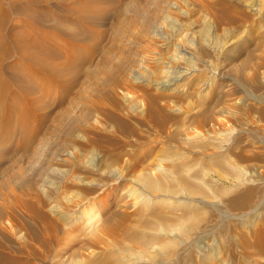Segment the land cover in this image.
<instances>
[{
  "label": "rangeland",
  "instance_id": "rangeland-1",
  "mask_svg": "<svg viewBox=\"0 0 264 264\" xmlns=\"http://www.w3.org/2000/svg\"><path fill=\"white\" fill-rule=\"evenodd\" d=\"M6 1L12 6L15 5L14 7L21 2ZM73 1L50 0L48 4L41 6H53L57 13L63 15L67 6L70 8L75 5ZM115 1L117 2L107 0L108 4L104 3L107 6L105 9L103 7L104 14L107 12V15L102 14L104 21L100 29H97L102 31L100 35L102 38L98 47L99 53L94 56L96 59L93 67L98 64L100 70L98 72L94 70V75L89 78L87 70H92L93 67L88 69V65H84L80 82L68 100L58 103L54 97L46 99L47 104L44 105L46 117L35 122L41 123V132L31 133L34 144L23 150L20 140L24 138L25 132L22 129L12 133L0 129L1 143L12 138L10 142L0 145V241L12 246L13 254L18 255L17 257L20 255L19 258L22 257L27 264L31 262L55 264L59 260L69 263L72 252L80 250L87 240L96 239L91 232L104 219L126 223L128 226L135 224L136 212L140 206L135 204L132 192L140 191L138 174L141 173L142 167H138V170L132 173L130 164L123 161L110 167L116 169L120 175L114 177L107 165L110 154L95 148L92 142L106 135L109 141L119 144L117 152L121 151L123 154L129 152V155L134 156L139 152L136 153L130 145L127 146V142L131 143L137 137L118 132L113 122L109 120L106 122L99 114L95 113L92 117H87V114L96 107V101L100 96L97 90L101 83L110 82V77L128 80L127 83L130 84L134 83L133 75H141L143 77L140 79L141 84L137 86L148 84L147 86L154 88L151 83L168 80L175 76L172 73L186 71L194 63L199 70L217 69L220 74L218 90L221 101L218 109L224 111L226 102V105L233 106L236 116L244 119L243 124L231 121L228 127L224 128V131L233 132L230 134L229 142L222 143V150L226 152L229 146L232 144L236 146L240 142V145H247L252 152L258 153L259 159L242 163V170L247 172L246 177H253L251 182L260 187L261 192L254 199L253 207L240 211H233L228 206L231 186L226 179L219 184L212 183L213 191L198 181V186L203 185L202 187L211 195L215 193L216 199L190 198L185 194L178 196L179 200L171 199L172 205L169 206L171 209L180 203L183 205L180 206V211L173 210L177 216L181 215L183 210L194 206H197L204 215L198 233L184 239L183 244L179 243L181 240L179 239L175 246L170 248L177 251L175 255L173 254L171 264H264V252H259L258 247L257 250L243 243L240 245L237 240L241 234L248 232L244 225L252 226L254 218L249 217L252 210H256V214L264 217V118L261 116L264 111V0H118L119 3ZM41 6L36 5L35 9L39 11ZM222 6L226 7L222 9ZM10 21L4 30L5 37L12 32L14 24L17 25L16 34H27L26 28L21 24V22L27 24L25 19L12 15ZM78 32L82 33L81 28L75 30L74 34ZM90 35L84 37L87 36L91 40L93 36ZM193 57V63L189 64L188 60L192 61ZM208 65H212V68H208ZM12 70L5 68L6 75H12ZM209 76L208 72H204L199 80ZM20 77L23 84L18 81L19 85L30 86L34 89L35 96L40 95L37 85L27 83L25 77L21 75ZM189 80H192L191 77L186 76L176 85L178 87L176 93L184 97V102L177 104L182 105V117L188 115V103L193 104L197 94L199 82ZM154 93L165 94L160 91ZM117 95L122 102H125L128 96L122 89L117 91ZM21 104L25 107L24 103ZM197 109L194 108L190 113L197 112ZM169 111L176 114L173 110ZM224 116L226 115H221L222 118ZM34 117L35 115L26 116V123H32ZM135 120L131 118L132 123ZM169 126L172 131L176 128L175 124ZM71 130H75L76 133L69 137ZM152 133L154 135L151 137L156 142L157 149L153 154L151 152L148 154L149 159L152 158L149 163L153 168L166 166L167 163H161L156 152L167 145L172 150L173 146H179L180 143H169L164 138L165 135L161 137L155 131ZM105 145L110 146L108 143ZM183 149L189 150L186 145H183ZM213 152L196 150L193 154H185L188 158H199L201 161L192 160L203 165L212 160ZM240 164L238 166L242 167ZM207 165L208 168L211 167ZM207 165L204 164V168H207ZM196 183L195 181L194 184ZM89 190L92 192L87 193ZM196 199L198 202H194ZM153 204L151 202V205ZM95 212L97 217L92 221L83 216L88 214L90 217L91 213ZM169 212L167 210V213ZM65 214L74 221L67 225ZM89 221L93 223H88ZM261 223L264 225V218ZM111 240L103 237L102 241L111 243V246L105 248L106 244H99L98 248L91 247L82 252L89 256L103 249L116 250ZM44 244L50 245V252L46 254L49 255V259L42 262L36 257L34 259L35 254L31 252L44 251ZM247 250L248 252H245Z\"/></svg>",
  "mask_w": 264,
  "mask_h": 264
},
{
  "label": "bare ground",
  "instance_id": "bare-ground-1",
  "mask_svg": "<svg viewBox=\"0 0 264 264\" xmlns=\"http://www.w3.org/2000/svg\"><path fill=\"white\" fill-rule=\"evenodd\" d=\"M19 1H21L20 4L14 7L15 5L12 6L6 0H0V129H5L9 133L22 129L25 136L20 140V146L23 150H26L27 146L34 144L32 134H40L41 132V123L36 124L35 122L46 117L44 115L46 99L54 97L58 103L68 100L80 82L84 65L87 64L88 69L94 66L96 59L94 56L99 53L98 47L102 38L100 36L102 31L97 29H100L103 24V16L107 15V12L104 14V9L107 7L104 3H107V0H78V2L75 0L77 3L72 0L75 5L70 8L67 6L63 15L57 13L53 6H41L47 2L49 3L50 0ZM36 5L41 6L39 11L35 9ZM226 6L221 8L224 9ZM12 15L25 19L27 24L25 25L24 22H21V24L26 28L27 34H16L17 25L12 24V32L8 37H5L4 30L8 22H11ZM80 28L82 33L74 34V31ZM90 34L93 36L91 40L87 36L84 37ZM193 59L194 57L192 61L188 60V63H193ZM195 65L193 63L190 69L186 71L172 73L175 76L168 80L151 83L154 88L147 86L148 84L137 86V84H141L140 79L143 78L141 75H133L134 83L130 82V84L127 83L128 80L114 77H110V82L104 81V83H101V87L97 90V94L100 96L96 101V107L91 113L87 114V117H92L95 113L99 114L106 122L107 120L113 122L118 132L137 137L135 141H132L133 143L127 142V146L130 145L139 154L129 155L127 150L128 154H123L121 151L117 152L119 144L109 141V137L106 135L94 140L92 145L104 153L110 154L107 165L114 177H120V175H118L116 169H110V167L123 161L130 164L132 173H135L138 167H142L141 173L138 174L141 184L140 191L131 190L137 202L135 204H138L140 208L136 212L135 224L131 226L126 223L104 219L91 232L96 239L87 240L80 250L72 252L69 263L59 260L54 261L55 264H171L173 254L175 255L177 251L173 249V252L170 248L175 246L176 241L179 239L182 240H179V243L183 244L184 239L198 233L204 215L198 210L197 206H194L183 210L182 214L177 216L178 214L174 213L173 210L180 211V206L183 205L180 203L175 208L172 206L173 209H171L169 207L172 205L170 200L178 199V196L182 194L190 198L198 197L203 200L216 199L215 193L211 195L205 188L213 191L212 183L219 184L225 179L231 186V194L229 195L231 198L227 195L230 198L228 200L229 208L233 211H240L253 207L254 199L261 192V188L251 182L253 177H246L247 172L242 170V163L257 160L259 155L252 152L247 145H240V142L236 146L232 144L226 152H223L222 143L229 142L230 134L233 132L232 130L230 132H228L229 130L224 131V128L228 127L231 121L240 124L244 119L236 116L233 106L231 104L226 105V102L224 103V111L218 109L221 101L219 100L220 89L218 84L220 74L217 69L199 70L196 69ZM7 67L13 69L12 75H6L7 70L5 72V68ZM208 68H212V65H208ZM94 70L96 72L100 70L98 64L92 70H87V77L91 78L94 75ZM131 72L136 73V71ZM204 72H208L210 76L204 78V80H199ZM20 75L26 78L27 83L37 85L40 92L39 96H35L34 89L30 86L23 87L18 84V81L23 84ZM186 76L191 77L190 82L199 83L196 89V99L193 104L189 105L190 102L188 103V115L182 117V105L177 104L178 102H184V97H180L176 93L178 88L176 85ZM94 77L97 79L96 76ZM119 89L126 91L128 94L125 102H122L123 100L121 101L117 95ZM154 91L165 94H155ZM21 103H24L25 107ZM194 108H198V111L190 113ZM169 109L176 112V114L170 113ZM222 114L226 116L222 118ZM28 115H35L32 123H26L25 119ZM261 116L264 118V111ZM131 118L136 119L134 123L131 122ZM174 124L176 128L172 131L169 125ZM74 131L69 132V137L73 135ZM152 131L159 133L160 136L165 135L164 138L169 143H180L179 146H173L172 150L167 145L156 152L159 154L160 162L167 163L166 166L160 165L153 168V165L149 163L152 158L149 159L148 154L150 152L153 154L157 149L155 148L156 142L151 137L154 135ZM85 132L87 131L85 130ZM11 139H2V143H8ZM2 143L0 139L1 146H3ZM105 143L110 146H106ZM183 145H186L189 150H184ZM109 147L111 148L108 150ZM140 149L144 150L140 151ZM235 149L239 151L236 152ZM196 150L214 151L211 156L212 160L210 159L211 161L207 163L211 165L210 168L206 163L204 164L207 165V168H204L205 166L201 162V164L198 163L199 161L194 163L195 160L192 159L199 158H188V155L185 154H193ZM220 150L222 151L217 152ZM202 154L207 157L205 153ZM239 163L242 167L238 166ZM195 181L196 184H194ZM198 181L203 182L206 187L203 188V185V187L198 186ZM118 184L120 185V183ZM91 192L92 190L87 191V193ZM227 193L229 194V192ZM155 200L159 201L155 202ZM151 202L154 204L151 205ZM194 202H198V199ZM96 206L99 207L97 204ZM167 210L170 212L167 213ZM88 211L90 212V210ZM88 211L85 212L89 214ZM255 212L256 210H252L249 214V217L254 218L251 223L255 230L252 229V226L242 224L248 232L241 234L237 240H239L240 245L243 243L248 247H258L259 250L256 249L259 252H264V225L261 223L264 217H260ZM96 213H91L90 217L88 214L83 216H87L92 221L93 218L97 217L95 216ZM67 215L65 222L68 225L71 218ZM172 216L174 217L171 218ZM61 217L59 216V218ZM91 221L88 223H93ZM36 236L38 235L36 234ZM103 237L107 240L108 238L112 239L111 241L116 250L103 249L97 254L89 256L82 252L91 247L98 248L99 244H106L105 248L111 246V243L102 241ZM11 247L4 241H0V264H27L26 260L21 259L22 257L19 258L20 255L17 257L18 255L13 254ZM49 250L50 245L44 244V251L31 252V254H35L34 259L36 257L45 262L46 259H49V255H46L50 252ZM245 252H248V250ZM33 264L37 263L33 262Z\"/></svg>",
  "mask_w": 264,
  "mask_h": 264
}]
</instances>
